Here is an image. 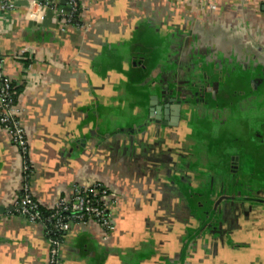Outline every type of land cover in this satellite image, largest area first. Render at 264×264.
<instances>
[{
    "label": "crops",
    "instance_id": "0c3cea01",
    "mask_svg": "<svg viewBox=\"0 0 264 264\" xmlns=\"http://www.w3.org/2000/svg\"><path fill=\"white\" fill-rule=\"evenodd\" d=\"M26 11L0 30V74L31 191L49 209L99 184L116 228L75 226L60 264H264V0H81L66 32ZM153 97L162 122L181 102L177 126ZM21 160L0 132V264H49L45 224L16 213Z\"/></svg>",
    "mask_w": 264,
    "mask_h": 264
},
{
    "label": "built area",
    "instance_id": "2783aa9c",
    "mask_svg": "<svg viewBox=\"0 0 264 264\" xmlns=\"http://www.w3.org/2000/svg\"><path fill=\"white\" fill-rule=\"evenodd\" d=\"M27 2V11L24 16L26 21L35 23L37 27L43 23L49 10L54 14L52 26L59 31L69 29L78 30L77 21L80 13L81 0H0V30L12 21L19 8V2ZM67 7L69 10L65 9ZM14 85L12 79L0 74V132L17 149L22 158L21 183L19 189V206L16 213L28 219L31 223L42 222V204L38 201L30 188L33 171L28 162L29 140L27 129L23 123L24 108L14 98ZM109 192L101 185L96 184L88 189L76 186L74 200L67 198L58 199L49 209L53 212L48 222L57 233L67 234L77 225H96L101 229L103 239H108L115 226L107 214ZM51 261L49 264H60L61 241L50 239Z\"/></svg>",
    "mask_w": 264,
    "mask_h": 264
},
{
    "label": "water",
    "instance_id": "95a60500",
    "mask_svg": "<svg viewBox=\"0 0 264 264\" xmlns=\"http://www.w3.org/2000/svg\"><path fill=\"white\" fill-rule=\"evenodd\" d=\"M61 4L63 6H65V0H61ZM19 5H27L26 1H21L19 2ZM65 9L68 11L69 9L67 7H65ZM53 12L51 10L48 11L46 18L44 19L43 23L39 25L40 28H48L50 25H52L53 22ZM36 24L35 23H30V27H35ZM165 109H164V114L166 115L165 117V121L166 122H162L160 121V113H161V107L158 106V102L157 99L155 97H153L150 105V115L151 117H153L156 123H163V124H167L170 126H177L179 121H180V111H181V102L178 101H174V100H165ZM155 112L158 114L155 116ZM171 116V117H170ZM6 214V208L3 206H0V216L1 215H5Z\"/></svg>",
    "mask_w": 264,
    "mask_h": 264
},
{
    "label": "trees",
    "instance_id": "16d2710c",
    "mask_svg": "<svg viewBox=\"0 0 264 264\" xmlns=\"http://www.w3.org/2000/svg\"><path fill=\"white\" fill-rule=\"evenodd\" d=\"M145 63H147L146 65L149 66L152 63H154V59H152L151 57H148V58H146V62ZM148 73H149V69L144 72L143 76H146ZM15 91H17L18 94L20 93V91L18 89L15 90V88H14L13 92H15ZM19 204H20V202L18 203V206H19ZM18 206L16 207V209L18 208ZM40 211L42 212V222L46 226V230H47L49 238L61 241L63 236H64V234L55 232V230L53 229V226L51 225V223L48 222V220L51 217L53 212L50 209H47V208H45L43 206L40 207Z\"/></svg>",
    "mask_w": 264,
    "mask_h": 264
},
{
    "label": "flooded vegetation",
    "instance_id": "af4514ba",
    "mask_svg": "<svg viewBox=\"0 0 264 264\" xmlns=\"http://www.w3.org/2000/svg\"><path fill=\"white\" fill-rule=\"evenodd\" d=\"M166 106V105H165Z\"/></svg>",
    "mask_w": 264,
    "mask_h": 264
}]
</instances>
